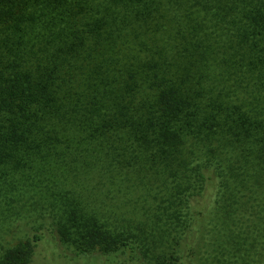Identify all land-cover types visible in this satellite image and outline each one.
<instances>
[{
	"label": "trees",
	"instance_id": "obj_1",
	"mask_svg": "<svg viewBox=\"0 0 264 264\" xmlns=\"http://www.w3.org/2000/svg\"><path fill=\"white\" fill-rule=\"evenodd\" d=\"M232 142L264 162V0H0V195L37 190L35 172L63 189L98 176L91 203L129 215L132 177L151 189L148 174L178 175L187 257L226 194ZM68 216L55 231L86 264L93 249L151 257L129 226ZM40 229L0 264L50 250Z\"/></svg>",
	"mask_w": 264,
	"mask_h": 264
},
{
	"label": "rangeland",
	"instance_id": "obj_2",
	"mask_svg": "<svg viewBox=\"0 0 264 264\" xmlns=\"http://www.w3.org/2000/svg\"><path fill=\"white\" fill-rule=\"evenodd\" d=\"M231 145L226 152L231 166L226 194L212 215L210 213L199 219L194 248L192 252L187 250V257L184 253L188 239L182 237L181 232L185 233L188 229V217L183 218L186 209L181 203L179 206L178 196L174 194L175 190H180L185 179L178 178V175L167 176V173L148 174L152 181L151 189L136 186L139 179L131 178L129 189L121 199L127 201L122 204L130 207L126 211L131 216L113 211L109 198L105 199L108 205L91 203L90 195L103 193L101 188L94 187L101 180L98 176L88 180L90 183L85 187L63 189L55 185L47 187L45 176L35 172L32 182L38 186L37 190L21 192L22 188L18 185L0 195V253L5 254L22 239L24 230L32 234L33 227H37L51 241V249L37 244L28 264H86L79 258L78 249L59 241L53 224V219L58 221L62 214H68L70 219L76 217L79 221L82 213L89 223L96 219L106 225L129 226L133 231L131 237L139 244L143 243V249L151 256L143 259L119 253L112 260L109 255L93 249L87 253L92 264H156V261L162 264L171 261L174 264H264V162L252 143L237 145L232 142ZM13 176L21 183L20 174L14 173ZM146 193H151L150 198ZM146 198L148 204L142 205ZM164 205L168 207L164 208ZM65 208L67 210L63 213ZM60 224L61 221L57 226ZM172 225L177 226L173 228ZM182 246L184 252L180 255L178 249ZM170 255L176 256V260H171Z\"/></svg>",
	"mask_w": 264,
	"mask_h": 264
}]
</instances>
